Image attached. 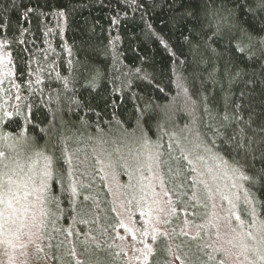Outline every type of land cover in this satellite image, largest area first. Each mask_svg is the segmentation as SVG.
Returning <instances> with one entry per match:
<instances>
[{"label": "trees", "instance_id": "trees-1", "mask_svg": "<svg viewBox=\"0 0 264 264\" xmlns=\"http://www.w3.org/2000/svg\"><path fill=\"white\" fill-rule=\"evenodd\" d=\"M261 38L264 0H0V159L49 156L50 264H127L137 236L118 197L149 240L144 264H176L178 244L198 254L201 228L225 264L199 171L219 179L217 161L264 234ZM142 146L169 193L164 230L143 221L129 170Z\"/></svg>", "mask_w": 264, "mask_h": 264}, {"label": "rangeland", "instance_id": "rangeland-1", "mask_svg": "<svg viewBox=\"0 0 264 264\" xmlns=\"http://www.w3.org/2000/svg\"><path fill=\"white\" fill-rule=\"evenodd\" d=\"M139 149L134 148V157L132 156L128 163L130 162L131 176L137 177L134 187L139 189L141 210L146 218L143 221H147L150 230H164V220L170 204L169 193L157 162L152 160L151 152L143 146ZM19 152L13 150L7 159H0V264H50L48 249L44 243V222L51 163L45 151L44 158L36 157L35 160L26 159ZM211 167L221 172L219 179H211L203 174L204 171L199 169L200 167L198 169L200 176L208 180L207 185L210 186L212 212L208 222L212 226V246L223 253L225 264H264L263 232L256 225L254 229L251 222L246 223L238 212L233 210L234 202L239 197L234 173L221 171L223 167L220 161ZM214 182L221 187L223 196L213 189ZM128 187L130 188V185ZM117 200L126 233L130 231L137 236L135 240L131 235H126L127 264H144L149 254V240L140 236L139 229L135 228L131 214L134 209L129 207L130 201L125 200V203L119 197ZM190 242L193 243L191 247L199 249V253L196 254L178 244L176 264H198L199 257L203 259L202 264L217 263L216 253L210 252L205 228L196 232L194 240ZM87 264L94 263L89 261Z\"/></svg>", "mask_w": 264, "mask_h": 264}, {"label": "snow or ice", "instance_id": "snow-or-ice-1", "mask_svg": "<svg viewBox=\"0 0 264 264\" xmlns=\"http://www.w3.org/2000/svg\"><path fill=\"white\" fill-rule=\"evenodd\" d=\"M261 43L264 44V38H261ZM241 51L243 52V49H241ZM0 155H3L2 153H0ZM47 175V173H46Z\"/></svg>", "mask_w": 264, "mask_h": 264}]
</instances>
